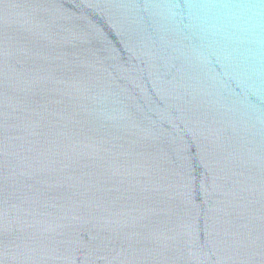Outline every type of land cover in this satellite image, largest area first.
<instances>
[{"label": "water", "instance_id": "water-1", "mask_svg": "<svg viewBox=\"0 0 264 264\" xmlns=\"http://www.w3.org/2000/svg\"><path fill=\"white\" fill-rule=\"evenodd\" d=\"M0 264H264V0H0Z\"/></svg>", "mask_w": 264, "mask_h": 264}]
</instances>
